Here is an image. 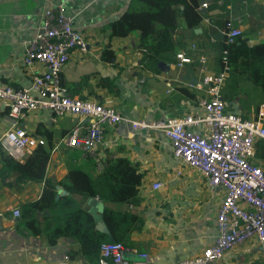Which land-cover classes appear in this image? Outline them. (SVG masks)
<instances>
[{"label": "crops", "instance_id": "obj_1", "mask_svg": "<svg viewBox=\"0 0 264 264\" xmlns=\"http://www.w3.org/2000/svg\"><path fill=\"white\" fill-rule=\"evenodd\" d=\"M129 1L0 0V84L27 88L32 76L43 72L41 64L24 67L21 61L44 10L57 5L64 7L87 43L86 51H74L61 72L66 95L112 106L130 121L201 113L197 99L203 92L195 88L203 76L198 59L205 58V72H218L220 30L227 19L241 30L240 39L247 46L264 43V0H197L201 21L196 27L185 29L181 19L177 20L172 34L174 51L166 54L157 66L158 72L152 73L142 66L143 50L137 32L109 40L107 26L127 9ZM202 4L207 7L202 8ZM107 45L113 52L111 60L103 55ZM178 53H184L191 63L178 67ZM230 77L223 87V95L230 98L225 100L227 111L253 119L264 95L241 77L226 86ZM76 122L73 117L53 122L50 112L43 110L28 113L20 120L22 127L41 136L44 146L50 148L45 178L54 183L58 204L80 207L91 215L89 199H96V206L102 203L103 209L107 205L115 211L128 210L140 218L141 230L129 236L125 247L124 258L129 264H143L138 254L148 256L147 264L174 263L213 244L215 216L224 193L219 187H209L194 171L182 166L173 157L167 139L155 132H133L123 123L106 128L104 145L86 155L63 143ZM5 123L6 109L0 104V136ZM261 152L255 150L254 163L264 169ZM1 153L5 150L0 145V156ZM29 153L13 159L22 163ZM117 158H126L142 175L137 206L108 205L97 197L82 199L69 194L60 184L70 171H81L97 180L110 161ZM2 165L0 159V264H93L80 254V246L72 237H60L53 245L48 243L45 233L58 224L54 212L32 214L40 222V235L32 236L22 227V205L40 197L43 183L20 180L16 173L4 171ZM153 183H160L161 187L153 191ZM14 209L20 211L17 218L12 215ZM257 261L264 263V245L250 240L226 252L215 264Z\"/></svg>", "mask_w": 264, "mask_h": 264}, {"label": "built area", "instance_id": "obj_2", "mask_svg": "<svg viewBox=\"0 0 264 264\" xmlns=\"http://www.w3.org/2000/svg\"><path fill=\"white\" fill-rule=\"evenodd\" d=\"M220 34L222 47L218 72H205V58L198 59L203 73L195 86L203 92L197 99L200 114L130 121L112 106L66 95L61 85V72L74 51H86L87 43L62 5L45 9L21 61L24 67L41 64L43 72L33 75L27 88L15 89L0 84V104L6 109L1 147L8 156L19 159L25 152L44 146L41 136L20 125L26 114L40 110L50 112L53 122L65 117L77 119L63 143L86 155L104 145L106 128L127 123L133 132L159 133L169 141L173 157L182 166L194 171L196 177L209 187H219L224 193L215 216L213 244L195 256L169 264H215L226 252L247 241L264 245V169L254 163L255 143L264 141V102L251 120L227 111L223 87L231 76L229 48L242 33L231 19H227ZM175 57L178 67L191 63L184 53ZM176 174L180 175V171ZM160 187V183L152 184L153 191ZM12 215L19 217V209H14ZM125 252L120 243H103L97 264H129L124 258ZM138 257L143 264L148 263L147 255L138 254Z\"/></svg>", "mask_w": 264, "mask_h": 264}, {"label": "trees", "instance_id": "obj_3", "mask_svg": "<svg viewBox=\"0 0 264 264\" xmlns=\"http://www.w3.org/2000/svg\"><path fill=\"white\" fill-rule=\"evenodd\" d=\"M197 6V0H130L127 9L107 26L109 40L124 38L131 32H137L143 50L142 66L149 72L157 73L159 62L166 54L174 51L172 34L177 29V20L181 19L185 29H192L201 21ZM103 55L107 60L113 58L109 45ZM229 61L231 77L226 86L241 77L264 95V43L247 46L239 38L229 48ZM223 99L230 98L224 93ZM255 150H262L259 156H264L263 140L256 142ZM49 155L48 146H37L20 163L6 153H1L4 171L16 173L25 182L43 183L40 197L22 205V227L32 236L40 235V222L32 214L54 212L58 215V224L45 233L48 243L53 245L60 237H72L80 246V254L93 264H97L101 244L116 242L127 247L129 236L141 230L143 221L128 210L115 211L106 205L102 211V221L111 240L107 235L99 233L92 216L86 211L55 201L54 183L45 178ZM141 180L142 175L126 158H117L110 161L97 180L90 179L81 171H70L66 181L60 184H63L69 194L82 199L97 197L104 204L129 208L140 203L138 188ZM253 264L264 263L257 261Z\"/></svg>", "mask_w": 264, "mask_h": 264}, {"label": "water", "instance_id": "obj_4", "mask_svg": "<svg viewBox=\"0 0 264 264\" xmlns=\"http://www.w3.org/2000/svg\"><path fill=\"white\" fill-rule=\"evenodd\" d=\"M142 132H144V131H142ZM95 203H96V199H89V204L92 206L90 213H91V216L93 218V221L96 224V228L100 233L107 235V238L109 240H111V237L108 233V230L102 221L103 205H102V203H98V206H96Z\"/></svg>", "mask_w": 264, "mask_h": 264}]
</instances>
